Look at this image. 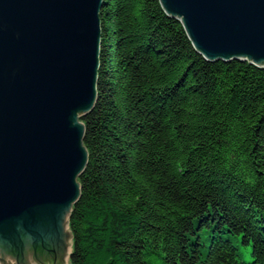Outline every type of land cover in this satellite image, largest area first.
Listing matches in <instances>:
<instances>
[{"label": "trees", "instance_id": "trees-1", "mask_svg": "<svg viewBox=\"0 0 264 264\" xmlns=\"http://www.w3.org/2000/svg\"><path fill=\"white\" fill-rule=\"evenodd\" d=\"M99 20L69 263L264 264V68L204 59L159 0Z\"/></svg>", "mask_w": 264, "mask_h": 264}, {"label": "water", "instance_id": "water-1", "mask_svg": "<svg viewBox=\"0 0 264 264\" xmlns=\"http://www.w3.org/2000/svg\"><path fill=\"white\" fill-rule=\"evenodd\" d=\"M102 2L0 0V264H68ZM159 3L204 59L264 68V0Z\"/></svg>", "mask_w": 264, "mask_h": 264}, {"label": "rangeland", "instance_id": "rangeland-1", "mask_svg": "<svg viewBox=\"0 0 264 264\" xmlns=\"http://www.w3.org/2000/svg\"><path fill=\"white\" fill-rule=\"evenodd\" d=\"M68 233H69V229L67 228V241H68V264L69 263V260H70V251H71V243L72 241H70V238L68 236ZM240 253H241V258L244 260V261H249L250 260V257H249V248L247 249H240Z\"/></svg>", "mask_w": 264, "mask_h": 264}]
</instances>
